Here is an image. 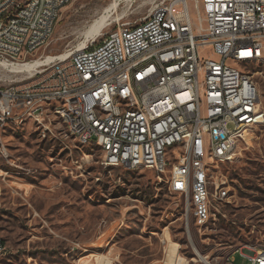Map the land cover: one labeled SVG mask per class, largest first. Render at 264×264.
I'll return each mask as SVG.
<instances>
[{"label":"built area","instance_id":"built-area-1","mask_svg":"<svg viewBox=\"0 0 264 264\" xmlns=\"http://www.w3.org/2000/svg\"><path fill=\"white\" fill-rule=\"evenodd\" d=\"M73 1L0 0V66L34 62ZM194 7L195 21L188 0H163L97 44L39 55L29 76L0 86V150L6 151L1 131L9 121L58 114L70 135L102 142L103 165L155 173L202 226L209 208L230 200L222 166L235 159L249 128L264 123V67L254 64V55H264V0H194ZM149 57H160L161 73L146 71ZM168 72L179 79V102H171V86H160ZM138 74L146 82L133 87ZM1 80L8 79L0 73ZM64 109H74L76 118H65ZM5 249L0 238V255ZM235 253L264 264L250 247Z\"/></svg>","mask_w":264,"mask_h":264},{"label":"rangeland","instance_id":"rangeland-1","mask_svg":"<svg viewBox=\"0 0 264 264\" xmlns=\"http://www.w3.org/2000/svg\"><path fill=\"white\" fill-rule=\"evenodd\" d=\"M162 1L122 0L103 34L84 35L112 0H74L32 60L97 44L106 32L140 22ZM188 3L195 21L194 0ZM0 73L8 79L0 86L29 76L1 66ZM245 138L235 159L222 166L232 185L230 200L214 207L216 220L199 226L183 196L155 173L103 165L101 148L79 143L56 114L9 121L1 131L0 238L6 249L0 264H85L99 255L112 257V264H166L167 239L184 264H250L235 251L264 247V123L249 128Z\"/></svg>","mask_w":264,"mask_h":264},{"label":"bare ground","instance_id":"bare-ground-1","mask_svg":"<svg viewBox=\"0 0 264 264\" xmlns=\"http://www.w3.org/2000/svg\"><path fill=\"white\" fill-rule=\"evenodd\" d=\"M122 0H112L110 4L104 7L99 13H96L94 19L90 21L87 28L82 32V34L86 35L90 32L96 31L99 34H103L104 30L111 26L112 21L110 20V16L113 10H116L119 2ZM127 1V0H125ZM103 6V5H101ZM20 12H27V5H20ZM95 13V12H93ZM89 18V17H88ZM91 20V19H90ZM51 57H48L50 59ZM41 60H35L33 63L27 64H4L6 67L9 68L10 71L14 73H31L40 65ZM254 64H259V67H264V55H254ZM154 73H161V66H160V57H149L146 62V71H153ZM172 71H180V64H172ZM146 82V75L145 74H138L136 77H133V87H141L143 83ZM160 86L162 89H170L171 86V102H179L180 101V86H179V79H175V72H168L163 75V78L160 79ZM143 112H152V105H143ZM59 118L60 116L56 114ZM64 116L68 119H75L76 118V111L74 109H64ZM27 117H19L17 118V122L27 120ZM75 139L83 144V145H97L102 149V142L101 141H93L90 144L87 141H82L80 135H73ZM206 165L208 168H215V161L214 158H206ZM128 169H136L139 166H126ZM231 189L232 187H228V196H231ZM217 208V207H216ZM216 210L214 207L209 208L208 211L205 213V222H202V226L207 225L216 215ZM167 256L165 259L166 264H184L185 260L177 255V245L167 239ZM253 251H259L260 256H264V247L258 246H251L250 247ZM98 255V254H97ZM93 261L90 259L84 260L85 264H112V257L106 256H93ZM201 257V256H200ZM204 260L207 262V259L203 257ZM202 259V258H201ZM251 264V258H246Z\"/></svg>","mask_w":264,"mask_h":264},{"label":"water","instance_id":"water-1","mask_svg":"<svg viewBox=\"0 0 264 264\" xmlns=\"http://www.w3.org/2000/svg\"><path fill=\"white\" fill-rule=\"evenodd\" d=\"M35 113L38 114L39 113V110H37Z\"/></svg>","mask_w":264,"mask_h":264}]
</instances>
